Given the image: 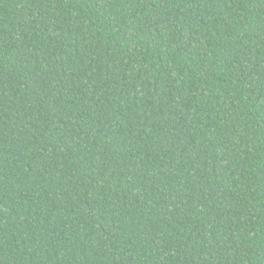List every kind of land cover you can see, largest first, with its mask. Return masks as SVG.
Here are the masks:
<instances>
[{"label": "trees", "instance_id": "obj_1", "mask_svg": "<svg viewBox=\"0 0 264 264\" xmlns=\"http://www.w3.org/2000/svg\"><path fill=\"white\" fill-rule=\"evenodd\" d=\"M0 264H264V0H0Z\"/></svg>", "mask_w": 264, "mask_h": 264}]
</instances>
